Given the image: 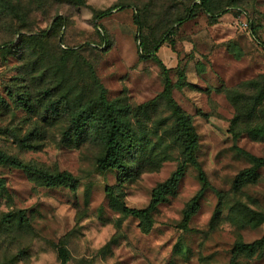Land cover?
<instances>
[{
  "label": "rangeland",
  "instance_id": "1",
  "mask_svg": "<svg viewBox=\"0 0 264 264\" xmlns=\"http://www.w3.org/2000/svg\"><path fill=\"white\" fill-rule=\"evenodd\" d=\"M194 1L0 0V148L76 181L0 164V264H58L59 244L64 264H264V242L246 245L264 233V0H210L212 15ZM153 44L160 62L139 56ZM100 97L125 135V171L99 164ZM174 105L195 133L192 160ZM182 160L172 191L135 212Z\"/></svg>",
  "mask_w": 264,
  "mask_h": 264
},
{
  "label": "trees",
  "instance_id": "2",
  "mask_svg": "<svg viewBox=\"0 0 264 264\" xmlns=\"http://www.w3.org/2000/svg\"><path fill=\"white\" fill-rule=\"evenodd\" d=\"M210 0H198L197 2L192 3V7H201L205 11L211 13V9L209 7ZM111 6L104 8L102 11L96 14V16H99L101 14H105L110 10ZM192 14V8H188L185 15H183V18H186L187 16H190ZM219 13H216L215 15H219ZM212 15V13L210 14ZM133 22L138 23V19L136 15H133ZM44 34V31H41ZM102 39L104 38L103 35H101ZM3 42L0 43V47L3 46ZM141 42L139 41V45L141 46ZM155 44L152 45L150 50H146L143 53H139L140 57L145 56H152L154 59H156L158 62L160 60L157 58L155 54ZM152 51L151 53H149ZM164 68V67H163ZM162 94L169 98L170 97V84L167 78H165V82L162 88ZM100 104L104 108L105 115L104 118L108 123V129L106 131L105 135V150L101 158L99 159V164L101 167H105L107 165H116L120 171H125L127 165L123 162L122 154L125 150V144H124V138L125 135L122 133V131L119 129V127L115 124L114 115L112 114V109L109 103L104 101L102 97L99 99ZM55 107L52 106L51 111L55 113ZM171 117L177 121L178 127L180 129V133L184 142V150L187 152V159L192 160L191 151L193 149L194 143H195V133L192 130L191 123L189 121V116L184 113L177 105H174L170 111ZM87 118V114L84 108H81L77 111H75L70 119V131L74 136H79L83 122ZM68 134V132H67ZM66 134V135H67ZM0 164L12 166V167H18L21 168L31 174H33L38 180L45 184V185H58V184H64L68 186L69 188H74L76 186L75 178L67 171L65 170H59V171H51L45 167H42L40 165H35L30 162H22L20 161L16 156L6 153L4 150L0 148ZM185 168V161L182 160L178 162L175 166V168L172 170V172L162 181L155 184L150 191V197L147 202V204L140 208L134 210L137 213H140L143 217H146L148 213L155 207V205L164 199L165 195L172 191L173 187L175 186L178 178L181 176L183 170ZM253 170L247 171L246 176H252ZM237 178L239 180H244L247 177H242L239 173L237 175ZM198 179L200 181H204V176L201 171L198 172ZM4 189V179L0 177V190ZM196 194L192 195L190 199L188 200L187 204L183 208L182 211V219L183 221H186L190 214L194 211L196 207ZM258 220L264 221V213H260ZM264 242V233L258 237L253 239L251 242L246 243V245L250 248L255 246H260ZM56 254L59 258L58 264H64V262L68 259V252L66 247L63 245H57L56 248Z\"/></svg>",
  "mask_w": 264,
  "mask_h": 264
},
{
  "label": "water",
  "instance_id": "3",
  "mask_svg": "<svg viewBox=\"0 0 264 264\" xmlns=\"http://www.w3.org/2000/svg\"><path fill=\"white\" fill-rule=\"evenodd\" d=\"M139 44V43H138Z\"/></svg>",
  "mask_w": 264,
  "mask_h": 264
}]
</instances>
